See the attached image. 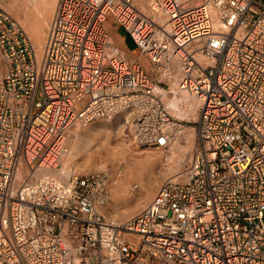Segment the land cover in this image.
Here are the masks:
<instances>
[{
  "label": "built area",
  "instance_id": "built-area-1",
  "mask_svg": "<svg viewBox=\"0 0 264 264\" xmlns=\"http://www.w3.org/2000/svg\"><path fill=\"white\" fill-rule=\"evenodd\" d=\"M9 1L0 0V264H264V0H59L41 57ZM111 18L138 57L117 44ZM173 76L200 103L195 121L166 108ZM125 113L136 147L168 148L185 125L196 146L183 182L166 180L117 222L101 211L109 170L67 181L45 171L61 169L71 126Z\"/></svg>",
  "mask_w": 264,
  "mask_h": 264
},
{
  "label": "rangeland",
  "instance_id": "rangeland-1",
  "mask_svg": "<svg viewBox=\"0 0 264 264\" xmlns=\"http://www.w3.org/2000/svg\"><path fill=\"white\" fill-rule=\"evenodd\" d=\"M56 3L57 0H12L5 7L27 29L38 51L45 41L47 26L41 29V45H37L30 32L33 22L41 20V17L39 18L36 15L35 8L38 7L42 11L46 10L48 18L45 22L48 25L52 20V11L54 12ZM108 21L111 26L109 24L107 26L111 34L120 43L121 46H119L129 52L131 56L138 57L140 51L132 37L114 19L111 18ZM141 63L147 69L150 68L147 58H141ZM2 70L3 66L0 62V75L2 74ZM193 104L194 102H190L189 105L192 106ZM193 119L194 117L190 116V120ZM119 123L120 120H114L113 122H98L91 125L93 127H88L90 128L88 130L93 131L92 128L95 125L104 126L105 129L99 134L92 132L93 134L88 137L86 142L80 145L79 149L75 147L74 134H69L66 137V144L69 149L66 159L69 157L67 163L69 162L70 168L77 174H87L107 168L112 171L113 179L108 185L109 200L104 208V213L111 219L125 221L146 208L166 180H175L176 175L182 173V169H179V164L184 158L188 159L185 153L188 145H182L178 149L173 148L172 151L141 149L130 144L127 132H124L120 136L109 133ZM191 132L194 136V132ZM191 132H186L187 140L190 138ZM185 136L184 133L181 137V142H184ZM172 152L177 155L178 159L173 164H170L168 158ZM145 158L152 160L149 166L145 164ZM178 181L182 182L181 179ZM149 183H151V189L154 191V195L150 200L146 198L145 191L142 189V186H148ZM135 186H138V189H135Z\"/></svg>",
  "mask_w": 264,
  "mask_h": 264
},
{
  "label": "bare ground",
  "instance_id": "bare-ground-1",
  "mask_svg": "<svg viewBox=\"0 0 264 264\" xmlns=\"http://www.w3.org/2000/svg\"><path fill=\"white\" fill-rule=\"evenodd\" d=\"M12 0H10L9 2H11ZM8 2V3H9ZM203 2V0H195L193 2V4L195 6L197 5H200L201 3ZM6 3L4 5V8L6 7V5L8 4ZM58 3H59V0H57V3H56V6H55V9H54V12L52 11V20L51 22L47 25V23L43 20H42V26L40 27L39 26V21L35 20L32 24V27L30 28V32H31V36L32 38L35 40V42L37 41V37H39L42 33V28L44 26H47V33H46V38H47V34H48V29L53 21V18L55 16V13H56V9H57V6H58ZM6 9V8H5ZM35 12H36V15L40 17H43L44 16V13H46V10H40L38 7L35 8ZM46 9V7H45ZM7 11V10H6ZM8 12V11H7ZM18 22V21H17ZM19 23V22H18ZM24 24V22H22ZM20 24V23H19ZM21 25V24H20ZM27 32V29L21 25ZM28 34V32H27ZM29 35V34H28ZM30 37V35H29ZM46 38H45V41L42 43L41 47L39 48V51L37 50V48L35 47L36 49V52H37V55L38 57H41L43 55V51H44V46H45V43H46ZM31 39V37H30ZM32 41V39H31ZM33 43V41H32ZM2 73H3V70H2ZM168 81H169V84L171 86V90H172V93L173 95L169 98H165V104H166V108L167 110L169 111L170 115L179 120V121H188V122H192V121H195L198 117V109L200 107V103L197 99L195 98H192L189 94L185 93V92H182V91H179L178 88H177V82H176V76H173L172 78H167ZM176 79V80H175ZM190 102H194V104L192 106H190ZM196 104V105H195ZM190 116H193L194 119L193 120H190ZM115 121L117 120H120V123L116 125V127H113L114 129L109 131V133H112L113 135H116V136H120V135H123V133L125 132V126H126V120L129 121V116H128V113H125V114H120L118 115L117 117H115L114 119ZM114 120H111V121H102V122H113ZM90 127V126H88ZM88 127H83V126H79V125H73L70 127V129L68 130L66 136H65V145H66V148H67V151L66 153H64V155L61 157L60 159V164H61V169L59 170H48V171H45L46 174L47 173H51L52 175H54L55 177H58L59 180L61 181H67L72 175H77V173H75L69 166V162L67 163L68 161V158L66 159V157L68 156L69 154V149H68V146L66 144V137L69 136V134H74L75 136V147L77 149H79L80 145H82V143L86 142V140L88 139V137H90L93 133H102L105 129L104 126H96L93 129V131L91 130H88L90 128ZM93 127V126H91ZM184 130L182 132V135L185 133V140L184 142H181V139H179L175 144L171 145L170 147L168 148H165V149H162V150H171L174 148L178 149V148H181L182 145H188L187 148H186V155L188 156V159H183L182 162H180L179 164V169H182V173H178L176 176V181L180 180L183 182L185 180V167L186 165L191 161L192 159V156H193V150L196 146V143H195V133H194V136L192 134L191 131L194 132L193 130V127L190 126V125H185L184 127ZM187 131H189V133L191 132V136L190 138L187 140ZM93 132V133H92ZM188 142V143H187ZM131 145H133L131 142H130ZM185 148V147H184ZM182 148V149H184ZM156 150H160V149H156ZM174 151V150H173ZM150 153V152H149ZM70 156V155H69ZM178 159L177 155L172 152L171 156L168 158V161L170 164H173V162H176ZM151 159L149 158H145V164L147 166H149L151 164ZM179 162V161H178ZM68 165V166H67ZM169 170V168H167ZM110 171L111 173V176H110V179H109V183L111 182V180L113 179V173L110 169H102V170H98V171H94V172H103V171ZM171 170V169H170ZM108 171V172H109ZM44 171H42L41 173L43 174ZM94 172H91V173H94ZM107 172V173H108ZM174 180V181H175ZM109 185V184H108ZM150 185V186H149ZM161 187V186H160ZM153 188V187H152ZM108 189L109 187L107 188V195H108V198H107V201H106V204L101 206V211L104 213V208L105 206L107 205L108 203V200H109V192H108ZM135 189H138V186H135ZM142 189H144L145 191V195H146V198L147 199H151L154 195V191L153 189H151V183L148 184V186L144 185L142 186ZM147 208V207H146ZM144 208V209H146ZM143 209V210H144ZM142 210V211H143ZM141 211V212H142ZM105 214V213H104ZM119 217V216H117ZM133 217V216H132ZM112 220L114 221H117L116 219L112 218ZM126 221V220H125ZM119 222H124V221H119Z\"/></svg>",
  "mask_w": 264,
  "mask_h": 264
},
{
  "label": "crops",
  "instance_id": "crops-1",
  "mask_svg": "<svg viewBox=\"0 0 264 264\" xmlns=\"http://www.w3.org/2000/svg\"><path fill=\"white\" fill-rule=\"evenodd\" d=\"M43 17H45V19H43ZM43 17H41V19H43L44 21L45 20H47V18H48V16H47V14L46 13H44V16ZM39 26L41 27L42 26V20H39ZM31 27H32V25H31ZM112 28V27H111ZM110 30V29H109ZM114 37V36H113ZM40 38H41V35L39 36V37H37V41H36V43H37V45H41V41H40ZM114 39H115V41L117 42V44L118 45H120V43L117 41V39L114 37ZM121 46V45H120Z\"/></svg>",
  "mask_w": 264,
  "mask_h": 264
}]
</instances>
